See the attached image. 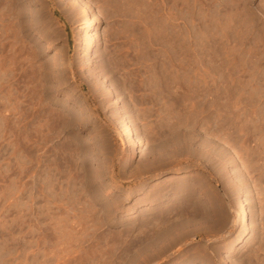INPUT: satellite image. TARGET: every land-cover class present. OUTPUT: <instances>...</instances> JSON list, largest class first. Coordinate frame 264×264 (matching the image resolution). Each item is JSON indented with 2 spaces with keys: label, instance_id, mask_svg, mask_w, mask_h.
Wrapping results in <instances>:
<instances>
[{
  "label": "rangeland",
  "instance_id": "374dc122",
  "mask_svg": "<svg viewBox=\"0 0 264 264\" xmlns=\"http://www.w3.org/2000/svg\"><path fill=\"white\" fill-rule=\"evenodd\" d=\"M84 1L88 34L74 0L0 4V264H264V0ZM52 61L69 109L22 81Z\"/></svg>",
  "mask_w": 264,
  "mask_h": 264
},
{
  "label": "bare ground",
  "instance_id": "6f19581e",
  "mask_svg": "<svg viewBox=\"0 0 264 264\" xmlns=\"http://www.w3.org/2000/svg\"><path fill=\"white\" fill-rule=\"evenodd\" d=\"M4 2H5V0H0V4H4ZM74 2H76L79 6H80V8L81 9H83V11L85 10V12H86V18H85V20L82 22V29L88 34L89 32H91V26H92V24H93V22L91 21V20H93L94 19V21L96 22L97 20V18L95 17V13H89L88 12V9H89V6L85 3V1L84 0H74ZM77 6V5H76ZM3 8V7H2ZM7 8V7H6ZM75 8V7H74ZM79 8V7H78ZM5 9V8H4ZM90 11V10H89ZM38 18V17H37ZM40 20V19H39ZM38 20V21H39ZM6 27V26H5ZM7 28V27H6ZM8 28H9V26H8ZM8 32V31H7ZM19 32V31H18ZM4 33H6V32H4ZM12 33V32H11ZM176 33V32H175ZM44 34V33H43ZM177 34V33H176ZM12 35V34H11ZM86 35V34H85ZM2 36V35H1ZM6 36H8V33H7V35ZM21 36V35H20ZM5 37V36H4ZM86 37H87V39H86ZM85 37V39L86 40H84L83 41V43L82 42H79V44H78V49L82 52V56H81V58H79V62H78V65L81 67H83V66H86V63H87V60H89L90 59V57H91V55H92V53H93V51H94V47H95V41H94V39L92 38V35L90 34V35H87ZM178 37V36H177ZM6 38V37H5ZM18 41V40H17ZM2 43V42H1ZM14 45V44H13ZM179 45V44H178ZM9 48H11V47H9ZM26 48V47H25ZM5 49V48H4ZM6 49H8V48H6ZM10 50V49H9ZM12 50H14V49H12ZM43 49L40 47V46H35L34 48H33V51H32V60L31 61H33L35 64H36V62H38L39 61V59H40V56H41V54H43L44 52L42 51ZM8 51V50H7ZM28 52V51H27ZM30 52V51H29ZM20 54V53H19ZM29 56V55H28ZM30 56H31V54H30ZM29 56V57H30ZM11 57V56H10ZM25 57V56H24ZM6 59V58H5ZM9 60V59H8ZM23 60H24V58H23ZM27 59H25V61H26ZM99 60V59H98ZM24 61V62H25ZM30 61V62H31ZM60 62V61H59ZM89 62V61H88ZM13 63V62H12ZM32 63V62H31ZM51 63H53L52 65V69H51V67H49V65L48 64H45V66L43 65V66H38V67H36V65L35 64H32V65H28V66H23L22 68L24 69L22 72H23V74H21V76L23 75V83L24 82H29L30 80H33V81H35V84H33V88L35 89V90H38L39 88H42V90H46L47 92L48 91H51L52 89H53V110L54 109H56V107L57 106H62V105H64L67 109H69L70 108V106H68L67 104L65 105V102L63 101V102H61L60 101V99L58 98V96H59V93H65V90L68 88V86H69V84L67 83V77H66V74H65V71L63 72V71H59L58 69H57V67L58 66H62V64H56V63H54L53 61L51 62ZM24 64V63H23ZM42 65V64H41ZM64 65V64H63ZM12 66V65H11ZM25 67V68H24ZM11 68V67H10ZM85 69V68H84ZM21 71V70H20ZM81 72L82 73H84L85 71L84 70H82L81 69ZM177 72V71H176ZM179 73V72H178ZM98 77V76H97ZM53 79V86H52V83H51V81H50V79ZM97 79V78H96ZM98 80V79H97ZM32 81V82H33ZM103 81V80H102ZM21 83V82H20ZM104 83V82H103ZM26 84V83H25ZM24 84V85H25ZM22 85V84H21ZM102 85V84H101ZM107 85V84H106ZM23 86V85H22ZM28 86V85H27ZM110 87V86H109ZM101 88H102V86H101ZM104 88H105V92L106 93H110V95H111V97H112V100H111V103L112 104H115V103H117L118 102V96L116 95V93H114V92H112V90H111V87H110V89L108 88V86H104ZM99 89V88H98ZM103 89V88H102ZM176 89H178V88H176ZM163 90V89H162ZM109 91V92H108ZM179 91V90H178ZM177 90L175 91V92H178ZM37 92V91H36ZM39 92V91H38ZM40 93V92H39ZM41 94H42V91H41ZM164 94V93H163ZM180 95V94H179ZM78 106V105H77ZM66 109V110H67ZM127 115V114H126ZM70 121V120H69ZM130 124V123H129ZM123 135H124V137H125V139L123 140V145H124V153H125V158L126 159H129V160H133V159H135L136 158V155H137V153H138V148H139V138L137 137V135L135 134V131H134V129H133V126L131 127V124L130 125H128V124H126V125H124V131H123ZM224 162V161H223ZM225 164V163H224ZM184 173H187L188 172V170H184L183 171ZM237 172V171H236ZM236 172H234V173H236ZM174 173V175H178L179 173H181V172H179V171H175V172H173ZM236 175V174H235ZM240 177H243L242 175H239ZM169 177V176H168ZM170 177H172V176H170ZM236 177V176H235ZM239 178V177H238ZM237 178V179H238ZM166 179H168V178H166ZM237 181V180H236ZM239 181V189L240 190H242L243 191V189H244V186H245V183H244V181H243V178H241L240 180H238ZM185 186H186V184H184ZM179 186V185H178ZM181 186H182V184H181ZM179 188V187H178ZM184 188V187H183ZM164 191V190H163ZM248 193V192H247ZM161 195V194H160ZM158 197H160V196H158ZM197 198V197H196ZM178 202V201H177ZM182 202V201H181ZM176 203V202H175ZM179 203V202H178ZM178 203L176 204V206H178ZM194 203V202H193ZM192 203V205H194V204H197L196 202L193 204ZM210 204V203H209ZM168 205H170V204H168ZM174 205V204H173ZM187 206H189V205H186V206H182V207H186L187 208ZM196 206V205H195ZM195 206H191V209H192V207H195ZM211 206V205H210ZM236 208H237V211H236V216H235V218H236V220H237V222H238V224L240 225V228H241V233H240V235L238 236V238H237V242H249L250 240H251V232H252V226H251V222L248 220V211H247V209H246V207H245V203H244V201H243V198H239L237 201H236ZM174 207V206H173ZM178 207H181L180 205L178 206ZM178 207H175L174 209H176V208H178ZM110 208V207H109ZM179 209H181L182 210V214L181 213H177L175 210H173V211H175V213H177V214H179L178 216H182V218H180V219H178V220H180L179 221V223L181 222L183 225L185 224V223H187V222H191V217L190 216H192L191 214V212H187V214L189 213H191L189 216H187V215H183V213H185V211H183V209L184 208H179ZM188 209V208H187ZM160 211H161V209H159ZM164 211L162 212V216H163V219L165 218V214L167 213L166 211H165V209H163ZM186 210V209H185ZM195 210V209H194ZM197 210V209H196ZM131 211V210H130ZM180 212V211H179ZM160 213V212H159ZM196 213H198V212H196ZM161 214V213H160ZM171 215V213L170 212H168V215ZM173 214V213H172ZM186 214V213H185ZM195 213H193V215H194ZM169 215V216H170ZM196 215V214H195ZM195 215H194V217H195ZM108 216V215H107ZM162 216H161V218H159V220L160 219H162ZM169 216H168V218H169ZM177 216V215H176ZM187 216V217H186ZM197 216V215H196ZM150 216H148V218H149ZM167 217V216H166ZM194 217H192V218H194ZM99 218V217H98ZM108 218H110V217H108ZM154 218H156L155 216H154ZM196 218V217H195ZM194 218V219H195ZM113 219V218H112ZM147 219V218H146ZM166 219V218H165ZM164 219V220H165ZM170 219V218H169ZM193 219V220H194ZM105 220V219H104ZM107 220H109V219H107ZM148 220V219H147ZM152 220H153V222L155 221L153 218H152ZM152 220H151V222H152ZM157 220V219H156ZM129 221V220H128ZM163 221V220H162ZM235 221V220H234ZM105 222H106V220H105ZM110 222V221H109ZM149 222H150V220H149ZM152 222V224H153V226H154V224H155V222L153 223ZM166 222V221H165ZM165 222H163V223H165ZM193 222V221H192ZM130 224V223H129ZM148 224H150V223H148ZM166 224V223H165ZM164 224V225H165ZM168 224V223H167ZM181 224V225H182ZM193 224V223H192ZM128 225V224H127ZM136 225V224H135ZM156 225V224H155ZM158 225H161V224H158ZM158 225H156L157 226V229H158V227H161V226H158ZM183 225L182 226H180L179 228V232L183 229ZM129 226V225H128ZM134 226V225H133ZM133 226H132V228H133ZM141 226V227H140ZM140 228H142V226L143 225H141L140 224ZM144 226H146V225H144ZM143 226V227H144ZM151 226V225H150ZM155 226V227H156ZM147 227V226H146ZM146 227H144V228H146ZM154 227V228H155ZM165 227V226H164ZM163 226H162V229L164 228ZM130 229H131V227H129ZM128 228V229H129ZM139 228V229H140ZM144 228H142V229H144ZM150 228V227H149ZM130 229H129V231H130ZM134 229V228H133ZM133 229H131L132 231H133ZM160 229V228H159ZM168 228H167V226H166V228L163 230V231H161V230H159V231H156V233H155V231L153 232V235L155 236L154 237V239H153V241L155 240V239H157L156 241L158 242V237L159 238H161V240H162V237L164 238L165 236H167L168 235V232H169V230H167ZM146 230V229H145ZM172 231V230H171ZM183 231V230H182ZM185 232V231H184ZM150 233V232H149ZM162 236V237H161ZM157 237V238H156ZM152 239V238H151ZM177 239V238H176ZM175 242V241H174ZM152 244V243H151ZM153 246V245H152ZM167 249V248H166ZM141 250V249H140ZM231 253H233V250L231 251V250H229V252L227 253V255H224V262H226V264H230V260L228 259V257H229V255L231 254ZM154 256V255H153ZM133 257V256H132Z\"/></svg>",
  "mask_w": 264,
  "mask_h": 264
}]
</instances>
